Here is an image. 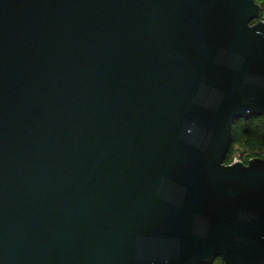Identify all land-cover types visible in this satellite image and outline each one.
<instances>
[{
	"label": "water",
	"instance_id": "water-1",
	"mask_svg": "<svg viewBox=\"0 0 264 264\" xmlns=\"http://www.w3.org/2000/svg\"><path fill=\"white\" fill-rule=\"evenodd\" d=\"M257 0H0V264H264Z\"/></svg>",
	"mask_w": 264,
	"mask_h": 264
},
{
	"label": "trees",
	"instance_id": "trees-1",
	"mask_svg": "<svg viewBox=\"0 0 264 264\" xmlns=\"http://www.w3.org/2000/svg\"><path fill=\"white\" fill-rule=\"evenodd\" d=\"M262 9L264 0H257ZM236 145L244 146L250 154L245 163L254 157L264 158V117L252 116L237 120L233 129V142L231 151L226 158V163H231L233 148ZM212 264H224L221 258H217Z\"/></svg>",
	"mask_w": 264,
	"mask_h": 264
},
{
	"label": "rangeland",
	"instance_id": "rangeland-1",
	"mask_svg": "<svg viewBox=\"0 0 264 264\" xmlns=\"http://www.w3.org/2000/svg\"><path fill=\"white\" fill-rule=\"evenodd\" d=\"M260 19L264 20V6L261 12ZM232 151H233V154L231 156V163H234L237 161L245 162L250 154V151H248L244 146H240V145L234 146ZM231 163H228V164H231Z\"/></svg>",
	"mask_w": 264,
	"mask_h": 264
}]
</instances>
